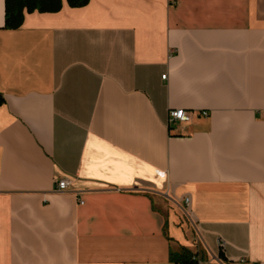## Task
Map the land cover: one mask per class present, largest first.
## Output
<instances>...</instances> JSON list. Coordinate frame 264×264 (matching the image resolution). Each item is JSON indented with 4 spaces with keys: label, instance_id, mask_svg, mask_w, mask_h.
Returning <instances> with one entry per match:
<instances>
[{
    "label": "crops",
    "instance_id": "1",
    "mask_svg": "<svg viewBox=\"0 0 264 264\" xmlns=\"http://www.w3.org/2000/svg\"><path fill=\"white\" fill-rule=\"evenodd\" d=\"M4 27L0 0V264H264V0Z\"/></svg>",
    "mask_w": 264,
    "mask_h": 264
},
{
    "label": "trees",
    "instance_id": "2",
    "mask_svg": "<svg viewBox=\"0 0 264 264\" xmlns=\"http://www.w3.org/2000/svg\"><path fill=\"white\" fill-rule=\"evenodd\" d=\"M72 8H81L90 0H66ZM63 0H5V29L18 30L24 23L26 13H57L62 9ZM4 100L0 96V105ZM171 260L176 264H196V255L186 248L178 253H171Z\"/></svg>",
    "mask_w": 264,
    "mask_h": 264
},
{
    "label": "built area",
    "instance_id": "3",
    "mask_svg": "<svg viewBox=\"0 0 264 264\" xmlns=\"http://www.w3.org/2000/svg\"><path fill=\"white\" fill-rule=\"evenodd\" d=\"M163 80L167 79V75L162 76ZM202 116H207V112H202L201 113ZM169 117L170 120L172 121H179V122H190L193 118L192 114L190 112H187L186 110L183 109H177V110H170L169 112ZM70 181L69 180H63L61 182H59L58 184V188L60 190H66L69 186H70ZM187 203L189 202V199L186 200Z\"/></svg>",
    "mask_w": 264,
    "mask_h": 264
}]
</instances>
